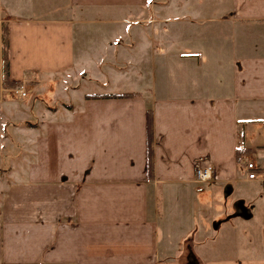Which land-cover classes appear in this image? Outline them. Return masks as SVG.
I'll list each match as a JSON object with an SVG mask.
<instances>
[{"label":"crops","instance_id":"obj_1","mask_svg":"<svg viewBox=\"0 0 264 264\" xmlns=\"http://www.w3.org/2000/svg\"><path fill=\"white\" fill-rule=\"evenodd\" d=\"M244 155L264 178V0H0V264H264Z\"/></svg>","mask_w":264,"mask_h":264},{"label":"trees","instance_id":"obj_2","mask_svg":"<svg viewBox=\"0 0 264 264\" xmlns=\"http://www.w3.org/2000/svg\"><path fill=\"white\" fill-rule=\"evenodd\" d=\"M2 79L3 85L12 84L16 86L17 83L12 82L9 79V67H8V37L6 27L3 28L2 33ZM130 97L131 93L124 94H101V95H86L87 98L98 97V98H110V97ZM146 144H147V170L149 177L152 176V116L149 111L146 115Z\"/></svg>","mask_w":264,"mask_h":264},{"label":"built area","instance_id":"obj_3","mask_svg":"<svg viewBox=\"0 0 264 264\" xmlns=\"http://www.w3.org/2000/svg\"><path fill=\"white\" fill-rule=\"evenodd\" d=\"M12 92L21 97L25 98L27 95L26 89L23 86L12 89ZM243 164L246 171V179L248 180H259L264 185V178H261V173L258 171V167L254 163V161L249 157V155H244ZM213 169L211 166H203L199 167L196 170L197 180L200 182H208L212 179Z\"/></svg>","mask_w":264,"mask_h":264},{"label":"rangeland","instance_id":"obj_4","mask_svg":"<svg viewBox=\"0 0 264 264\" xmlns=\"http://www.w3.org/2000/svg\"><path fill=\"white\" fill-rule=\"evenodd\" d=\"M83 89V91H87V90H90V87L88 86V84L84 83V86L82 85L81 86ZM168 89H169V92H173V89H172V85L171 84H168ZM71 102H76L75 99L73 98Z\"/></svg>","mask_w":264,"mask_h":264}]
</instances>
